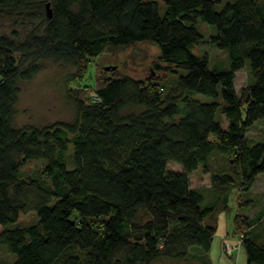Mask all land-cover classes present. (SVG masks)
I'll list each match as a JSON object with an SVG mask.
<instances>
[{
    "label": "trees",
    "instance_id": "16d2710c",
    "mask_svg": "<svg viewBox=\"0 0 264 264\" xmlns=\"http://www.w3.org/2000/svg\"><path fill=\"white\" fill-rule=\"evenodd\" d=\"M162 1L163 13L156 0H0V20L28 28L0 36V264H212L229 197L235 249L264 264V204L250 195L264 141L248 137L264 125V0ZM140 44L159 48L152 69L175 86L102 74L92 95L67 94L72 123L15 126L21 84L44 61L75 67L72 81ZM205 45L226 65L194 53ZM199 168L210 186L194 189Z\"/></svg>",
    "mask_w": 264,
    "mask_h": 264
},
{
    "label": "rangeland",
    "instance_id": "374dc122",
    "mask_svg": "<svg viewBox=\"0 0 264 264\" xmlns=\"http://www.w3.org/2000/svg\"><path fill=\"white\" fill-rule=\"evenodd\" d=\"M159 3L161 13H163V1ZM233 0H218L216 10L220 11L227 3ZM201 32L205 41H208L209 32L206 25L201 24ZM28 28L12 24L6 20H0V36L15 34L23 37ZM195 54L205 53L211 64L227 63V55L214 47L205 45L194 48ZM159 48L156 45L140 44L133 48L121 49L117 53H105L88 63L81 75L72 81L69 79L75 74L76 68L64 64H57L51 61H44L40 64V72L27 83L21 84V92L18 97L15 126L22 127H45L57 123H72L75 120V109L69 103L67 94L81 90L86 97L94 93V89L99 85L102 74L109 75L114 72V76L125 75L135 80L151 81L163 84L165 87L175 86L173 80L166 72L152 69L156 63ZM249 64L247 63L246 66ZM104 68H109L104 71ZM114 70V71H113ZM251 81V77L244 67L235 75L234 89L237 95ZM251 141H264V125L258 124L249 132ZM40 167L39 164L28 165V170ZM169 170L181 171V167L175 163L167 165ZM190 185L194 189H202L210 186V176L203 173L202 168L190 174ZM250 195L254 200H259L264 204V175H260ZM228 210L216 216L217 228L213 237L210 250L212 264H246V254L242 248L234 249L240 245V233L235 232L234 218L239 208L235 204L234 197H229ZM253 211L251 212L252 215ZM244 215V214H243ZM1 231V228H0ZM224 244V245H223ZM233 247V256L229 257L225 253L224 246ZM157 264H171L160 262ZM178 264V263H176ZM183 264V263H181Z\"/></svg>",
    "mask_w": 264,
    "mask_h": 264
},
{
    "label": "water",
    "instance_id": "95a60500",
    "mask_svg": "<svg viewBox=\"0 0 264 264\" xmlns=\"http://www.w3.org/2000/svg\"><path fill=\"white\" fill-rule=\"evenodd\" d=\"M46 14H47V18L50 19L51 18V12L49 10V5H46ZM105 70L108 71L109 68H106Z\"/></svg>",
    "mask_w": 264,
    "mask_h": 264
},
{
    "label": "built area",
    "instance_id": "2783aa9c",
    "mask_svg": "<svg viewBox=\"0 0 264 264\" xmlns=\"http://www.w3.org/2000/svg\"><path fill=\"white\" fill-rule=\"evenodd\" d=\"M234 249L233 247H230V248L228 246L226 247V251L228 252V254H230Z\"/></svg>",
    "mask_w": 264,
    "mask_h": 264
},
{
    "label": "clouds",
    "instance_id": "9594fccd",
    "mask_svg": "<svg viewBox=\"0 0 264 264\" xmlns=\"http://www.w3.org/2000/svg\"><path fill=\"white\" fill-rule=\"evenodd\" d=\"M227 246H228V244L224 246L225 253H226L228 256H232V254H233V251H232L230 254H228V252L226 251V247H227ZM233 247H234V246H233Z\"/></svg>",
    "mask_w": 264,
    "mask_h": 264
}]
</instances>
